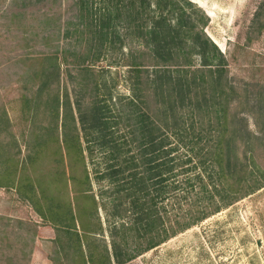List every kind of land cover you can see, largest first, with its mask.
<instances>
[{"label": "trees", "instance_id": "obj_1", "mask_svg": "<svg viewBox=\"0 0 264 264\" xmlns=\"http://www.w3.org/2000/svg\"><path fill=\"white\" fill-rule=\"evenodd\" d=\"M182 1L75 0L81 5L75 25L82 35L88 31L106 48L122 49L126 38L119 25L126 22L156 58L152 69L143 60L133 63L136 78L131 80L132 92L118 100L112 99L110 90L107 101H86L78 96L76 107L83 132L66 92L63 141L69 152L73 149L82 159L90 156L94 160L96 148H102L105 168L94 162L99 193L93 189L87 169L78 180L81 186L76 187V201H56L49 185L38 188L29 175L26 181L15 180L22 160L16 158L20 148L13 155L11 149L18 142L0 144V156L9 155L8 165L0 169L8 180L0 176V184H16L39 214L53 224L62 264H124L264 183L259 176L264 171L250 148L256 139L263 142L264 125L251 131L245 115L231 110L239 91L228 75L226 55L205 32L201 23H206L208 16L202 8H194L198 14L188 12L185 3L195 4ZM261 8L264 2L254 23ZM11 14L19 18L16 11ZM195 55L201 57L199 65L192 63ZM48 62L42 65L39 75L45 77L36 94L28 97L38 105L61 71L57 61ZM95 85L98 89L108 86L99 80ZM52 96L57 108L60 97ZM69 114L75 118L72 125L67 122ZM122 121L126 131H120ZM10 123L7 112L2 111L0 131L8 130ZM34 139L28 140L25 166L41 158L39 152L45 149L39 135ZM82 196L93 200L91 208L79 201ZM101 207L106 211L104 219ZM18 254L8 257L10 264H28V258Z\"/></svg>", "mask_w": 264, "mask_h": 264}, {"label": "rangeland", "instance_id": "obj_2", "mask_svg": "<svg viewBox=\"0 0 264 264\" xmlns=\"http://www.w3.org/2000/svg\"><path fill=\"white\" fill-rule=\"evenodd\" d=\"M191 1L195 5L185 3L187 11L198 14L194 8H202L208 16L206 23H201L205 32L226 55L228 75L239 91L231 110L245 115L248 129L259 131L264 125L261 108L264 104V8H261L260 20L254 23V19L264 0ZM37 2L0 0V113L5 110L11 120L9 129L0 131V144L18 142L11 153L20 148L16 158L20 157L23 162L28 153V140L34 142V137L39 135L38 141L46 145L39 152L41 158L26 166L20 161L15 180L26 181L29 175L38 183V188L49 185V191L58 197L56 201H76V187L81 186L78 180L87 169L93 189L99 193L94 164L103 169L106 161L102 148H96L94 160L90 156L82 159L71 148L68 151L62 133L66 92L81 129L76 107L78 96L86 101L93 98L107 101L110 90L112 99L118 100L132 92L131 80L136 78L131 68L133 63L143 60L152 69L156 58L126 22L119 25L126 43L122 49L113 51L90 32L82 35L76 30L81 5L75 0ZM14 11L19 18L11 16ZM84 22L88 23V18ZM49 60L57 61L61 71L40 96L42 101L38 105L28 97L36 94L45 77L39 75L42 65L49 64ZM192 63L199 65L201 57L195 55ZM97 80L108 86L98 89ZM55 94L60 97L57 108L52 105ZM75 118L69 114L67 122L72 125ZM125 124L120 123V131H126ZM254 143L250 146L252 154L264 171V140L256 139ZM240 149H244L242 144ZM8 156H0V169L8 165ZM0 176L8 180L7 175L0 173ZM259 176L264 180V175ZM79 201L89 208L93 205V200L85 196L79 197ZM100 213L104 219L105 209L101 207ZM56 236L53 224L39 214L16 184H0V264H10L8 257L14 253L26 256L28 264H62L64 259H59L62 252L54 241ZM124 264H264V183Z\"/></svg>", "mask_w": 264, "mask_h": 264}]
</instances>
